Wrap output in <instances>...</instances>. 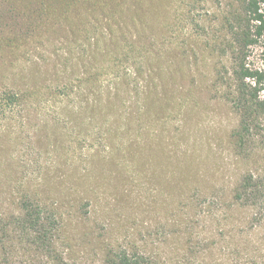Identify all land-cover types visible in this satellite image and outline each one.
I'll list each match as a JSON object with an SVG mask.
<instances>
[{"label": "rangeland", "instance_id": "rangeland-1", "mask_svg": "<svg viewBox=\"0 0 264 264\" xmlns=\"http://www.w3.org/2000/svg\"><path fill=\"white\" fill-rule=\"evenodd\" d=\"M83 2L0 0V95L17 98L0 107V264H264V107L241 106L237 0ZM261 53L246 60L264 71ZM249 175L260 192L240 201Z\"/></svg>", "mask_w": 264, "mask_h": 264}, {"label": "trees", "instance_id": "trees-1", "mask_svg": "<svg viewBox=\"0 0 264 264\" xmlns=\"http://www.w3.org/2000/svg\"><path fill=\"white\" fill-rule=\"evenodd\" d=\"M98 1L103 2L102 6H98ZM89 2L95 6L94 11L100 10L105 4L104 0H88L87 3L83 2L85 8H89ZM230 15V25L235 37L234 43L238 48V59L241 60L237 72L241 106L246 113L249 112L250 115H253L254 110L264 107V100L259 102L261 95H264V71L251 67L246 59L248 51L259 47L262 49L261 55L264 60V0H237V6ZM3 98L0 95V107L17 101L16 96L7 100ZM251 126L246 117L238 132V147L244 148L249 144ZM258 182L255 176H247L237 189V199L252 201L253 197L260 192V188L257 186ZM22 208L23 216L20 223L23 231L38 233L43 224L41 213L35 211L34 207L29 204H24ZM117 261L119 264H146L145 258L130 256L127 252L118 255Z\"/></svg>", "mask_w": 264, "mask_h": 264}]
</instances>
